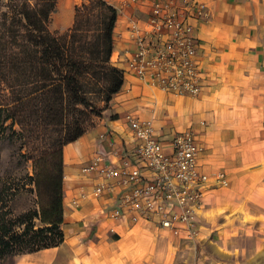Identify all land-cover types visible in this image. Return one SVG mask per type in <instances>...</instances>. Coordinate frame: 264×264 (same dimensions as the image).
<instances>
[{
	"label": "crops",
	"instance_id": "crops-1",
	"mask_svg": "<svg viewBox=\"0 0 264 264\" xmlns=\"http://www.w3.org/2000/svg\"><path fill=\"white\" fill-rule=\"evenodd\" d=\"M82 2L58 0L51 31L71 28L74 8ZM196 2L208 12L207 18L191 21L203 73L199 95L174 94L123 71L127 44L118 33L126 31L128 18L117 16L111 59L123 71L124 83L93 126L64 147V240L15 255L13 264H186L179 258L185 255L191 264H229L231 255L247 259L263 253L264 0H172L180 11ZM150 4L143 0L126 15L144 21ZM128 115L154 124L168 150L170 140L186 130L203 146L199 162L211 179L204 187L194 240L176 238L153 223L104 221L117 198L94 193L102 178L84 176L81 168L100 154L116 164L123 156L133 158L136 143ZM217 171L227 174V187L215 182ZM247 238L254 239L253 246L238 242Z\"/></svg>",
	"mask_w": 264,
	"mask_h": 264
},
{
	"label": "trees",
	"instance_id": "trees-1",
	"mask_svg": "<svg viewBox=\"0 0 264 264\" xmlns=\"http://www.w3.org/2000/svg\"><path fill=\"white\" fill-rule=\"evenodd\" d=\"M57 1L0 0V143L17 146L19 164L33 162L32 172H0V264L61 245L64 147L124 83L111 59L116 8L83 0L72 27L54 33ZM25 194L33 204L17 213L12 203Z\"/></svg>",
	"mask_w": 264,
	"mask_h": 264
},
{
	"label": "built area",
	"instance_id": "built-area-1",
	"mask_svg": "<svg viewBox=\"0 0 264 264\" xmlns=\"http://www.w3.org/2000/svg\"><path fill=\"white\" fill-rule=\"evenodd\" d=\"M115 1L111 5L117 16L128 18L126 31L118 33L127 44L123 71L174 94L199 95L203 73L191 21L207 18L206 6L196 2L180 11L172 0H151V14L140 22L126 10L139 7L143 0ZM127 118L136 143L133 158L123 156L116 164L100 154L81 168L84 176L96 173L102 178L94 193H114L117 198L104 213V221L127 218L135 224L153 223L176 238L194 240L200 232L204 187L211 179L199 162L203 146L194 132L186 130L170 140L168 150L154 124L132 115ZM214 178L217 185H229L223 171L215 172Z\"/></svg>",
	"mask_w": 264,
	"mask_h": 264
},
{
	"label": "rangeland",
	"instance_id": "rangeland-1",
	"mask_svg": "<svg viewBox=\"0 0 264 264\" xmlns=\"http://www.w3.org/2000/svg\"><path fill=\"white\" fill-rule=\"evenodd\" d=\"M49 26H50V24H49ZM67 31H65V32H67ZM61 33H63V32H61ZM98 117L99 116H96L94 118V121ZM93 124H94V122H93ZM16 147L17 146H13L11 144H8L7 142H1L0 143V154H1V157H0V172H4V171H7V170H9V171L18 170V169L21 170L22 173L27 172V170L32 172V163L33 162L31 160H27V162L24 163L23 165L19 164L16 161V157H14L16 155V153H17L16 152L17 151ZM12 204H13L14 209H15V211L17 213L23 212L24 210L28 209V207L32 206V204H33L32 196L30 194H25V196H23L22 198H19L18 200H16ZM238 242L239 243L241 242L242 244L249 245V246H253L254 245V239L253 238H247V240H244V241H241V239H240ZM231 256H232L231 259L228 261L229 264H264V251H263V253L255 256V257H251V258H247V259L244 258V256L243 257H241V256L236 257V256H233V255H231ZM182 257L185 259V263L186 264H191L192 260L191 259L188 260V256H186V255L185 256H180L179 257L180 260L183 259ZM198 258L199 257H197V259ZM197 259H196V261H197ZM13 260H14L13 257L7 258L4 261L3 264H13L14 263Z\"/></svg>",
	"mask_w": 264,
	"mask_h": 264
}]
</instances>
